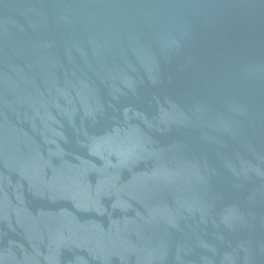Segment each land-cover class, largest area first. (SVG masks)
Masks as SVG:
<instances>
[{
    "label": "water",
    "instance_id": "obj_1",
    "mask_svg": "<svg viewBox=\"0 0 264 264\" xmlns=\"http://www.w3.org/2000/svg\"><path fill=\"white\" fill-rule=\"evenodd\" d=\"M0 264H264V0H0Z\"/></svg>",
    "mask_w": 264,
    "mask_h": 264
}]
</instances>
